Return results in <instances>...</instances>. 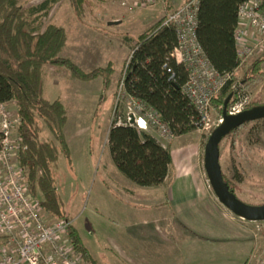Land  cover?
I'll return each instance as SVG.
<instances>
[{"label":"rangeland","instance_id":"rangeland-1","mask_svg":"<svg viewBox=\"0 0 264 264\" xmlns=\"http://www.w3.org/2000/svg\"><path fill=\"white\" fill-rule=\"evenodd\" d=\"M45 1L18 0V5L29 10ZM88 2L83 22L65 16L63 10L70 11L68 0L59 1L60 14L55 15L52 9L42 22L44 27L53 23L66 28L69 42L62 56L71 58L84 71L105 68L109 63L116 68L108 101L96 120L101 79L84 83L73 79L66 68L55 66H46L44 73L45 98L51 102L60 98L68 111L65 134L73 166L60 157L55 170L57 189L92 257L98 264H264V222L244 220L227 209L206 173V146L223 118L213 102L209 130L172 137L166 128L149 121L146 132L170 148L173 156L170 177L159 189L143 188L126 179L116 169L109 151L113 119L119 117L120 122L128 123L132 115L140 118L146 114L123 92V78L136 45L135 41L130 44V39L135 40L189 2L173 0L168 13L164 0L150 4L141 0ZM263 55L253 54L235 73L239 101L229 107L230 111L237 105L239 111L264 107V63L259 73H250L252 64ZM9 108L14 116L16 105ZM41 141H54L46 124H42ZM220 155L224 176L237 198L247 205L264 207V119L228 135L220 144ZM39 198L43 199L41 193ZM161 219L184 237L175 245H163V255H157L150 244L138 246L142 250L136 252L128 240L145 231L146 224ZM195 224H209L214 240L213 234L208 239L198 238Z\"/></svg>","mask_w":264,"mask_h":264},{"label":"trees","instance_id":"trees-1","mask_svg":"<svg viewBox=\"0 0 264 264\" xmlns=\"http://www.w3.org/2000/svg\"><path fill=\"white\" fill-rule=\"evenodd\" d=\"M59 1L46 0L39 7L24 10L18 0H0V106L10 102L16 105L20 119L19 162L32 194L37 198L42 194L41 207L46 214L69 224L68 238L77 255L87 264H98L73 226L57 189L55 170L60 157L64 156L68 165L73 166L65 134L68 111L60 98L54 102L45 98L44 73L46 66H55L66 68L73 79L84 83L101 79L103 88L94 115L96 120L108 101L116 68L109 63L105 68L86 72L62 56L68 46L67 31L53 23L44 27L42 22ZM68 1L76 19L83 22L88 0ZM246 1L198 0L196 41L210 66L219 75L230 77L213 101L222 116L230 96L228 110L239 101L234 76L240 67L236 32L239 10ZM164 4L166 12H171L173 0H164ZM167 20L168 16L135 40L130 39V44L135 41L136 45L123 78V92L143 106L144 112L155 113L172 136L182 137L200 130V117L183 91L189 72L174 56L179 45L178 32L176 26L165 25ZM263 63L264 55L252 64L250 73H259ZM120 121L119 117L113 119L108 135L109 151L118 172L143 188L165 185L173 165L171 149L163 147L137 125ZM42 124L47 125L54 141H41ZM224 180L235 194L225 176Z\"/></svg>","mask_w":264,"mask_h":264},{"label":"built area","instance_id":"built-area-1","mask_svg":"<svg viewBox=\"0 0 264 264\" xmlns=\"http://www.w3.org/2000/svg\"><path fill=\"white\" fill-rule=\"evenodd\" d=\"M197 14L198 0H192L172 14L165 25L177 28L179 45L174 56L189 72L183 91L199 114L200 129L209 130L212 102L230 77L219 75L198 45ZM238 16L236 41L241 67L253 54H264V0H247ZM11 103L15 105L10 102L0 106V264H87L69 241V224L46 214L41 199L31 192L19 162L20 119L17 110L14 116L10 112ZM238 108L228 110L229 115L244 112ZM145 113L140 118L132 115L139 129L146 131L150 120L166 128L155 113ZM223 122L222 118L217 127Z\"/></svg>","mask_w":264,"mask_h":264},{"label":"water","instance_id":"water-1","mask_svg":"<svg viewBox=\"0 0 264 264\" xmlns=\"http://www.w3.org/2000/svg\"><path fill=\"white\" fill-rule=\"evenodd\" d=\"M230 96L223 109V124L209 138L205 152V169L209 181L220 202L239 218L250 222H264V207L257 208L241 202L237 196L230 192L228 184L224 180L221 165L220 144L233 131L242 126L264 119V107L244 111L236 116L229 115L228 104ZM135 123V117H131V124Z\"/></svg>","mask_w":264,"mask_h":264},{"label":"crops","instance_id":"crops-1","mask_svg":"<svg viewBox=\"0 0 264 264\" xmlns=\"http://www.w3.org/2000/svg\"><path fill=\"white\" fill-rule=\"evenodd\" d=\"M58 5H59V3L57 5H55L53 8L55 15L60 14V11H61V7H58ZM53 10H52V12H53ZM63 12H64L66 17H67V15H70V16H73L74 18H76L71 6H70V11L63 10ZM61 27H63V26H61ZM79 27L83 28V25L80 23ZM63 28L66 30L65 27H63ZM80 67H81V65H80ZM159 188L160 187H157L155 189H159ZM152 189H154V188H152ZM160 204H162V203H160ZM164 221L161 219L159 221L157 220V222H155L154 224H146L145 231L144 230L141 231L140 235H133L134 237H131L130 240H128V244L129 245H135L134 250H136V252H140L142 250L141 248H139L140 246L149 245V244L154 245L155 247L153 250L157 253V255L165 254V249H164L163 245H167V244L175 245L176 243H178V240L182 239L184 236L182 235V233H179L176 228H174V230L170 229V225L165 224ZM196 226L194 227V229H195V234H196V236H198V238H202V237L206 236L208 239L209 235L213 234L212 240H214L215 233L213 231L211 232V228H210L211 226L209 224H199L198 227H196ZM151 227H153V229H151ZM208 229H210V231L206 232ZM171 230L173 231V234L169 235L168 233ZM173 235H174V237H172ZM138 248H139V250H138Z\"/></svg>","mask_w":264,"mask_h":264},{"label":"bare ground","instance_id":"bare-ground-1","mask_svg":"<svg viewBox=\"0 0 264 264\" xmlns=\"http://www.w3.org/2000/svg\"><path fill=\"white\" fill-rule=\"evenodd\" d=\"M142 128H145V127H142Z\"/></svg>","mask_w":264,"mask_h":264}]
</instances>
